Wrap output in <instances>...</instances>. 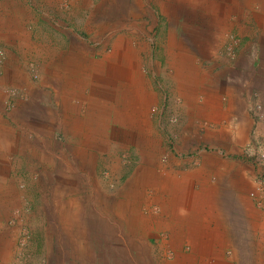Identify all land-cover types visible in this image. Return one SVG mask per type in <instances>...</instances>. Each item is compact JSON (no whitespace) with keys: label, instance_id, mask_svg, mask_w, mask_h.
Instances as JSON below:
<instances>
[{"label":"crops","instance_id":"crops-1","mask_svg":"<svg viewBox=\"0 0 264 264\" xmlns=\"http://www.w3.org/2000/svg\"><path fill=\"white\" fill-rule=\"evenodd\" d=\"M32 1L0 0V264H23L10 262L22 229L7 225L23 216L13 207L26 193L16 175L39 170L52 181L62 178L58 168L84 171L89 157H99L93 166L116 175V185L126 176L123 185L149 188L137 195L158 211L154 237L161 245L167 238L171 251L197 253L182 263H215L221 238L234 242L237 221L260 242L264 103L259 113L253 86L264 83V0ZM32 58L38 63L27 67ZM31 73L45 83L25 84ZM8 83L18 85L11 94ZM4 99L7 107L15 101L7 113ZM220 140L238 158L254 155L256 165L197 146ZM24 159L30 165L22 169ZM63 180L58 191L69 185ZM251 187L253 200L243 194Z\"/></svg>","mask_w":264,"mask_h":264},{"label":"rangeland","instance_id":"rangeland-1","mask_svg":"<svg viewBox=\"0 0 264 264\" xmlns=\"http://www.w3.org/2000/svg\"><path fill=\"white\" fill-rule=\"evenodd\" d=\"M29 2L33 1L29 0ZM171 13L177 15L176 12ZM156 14L158 15V12ZM31 62L38 63L34 58L29 59L27 67ZM29 74H27V78H22L25 84L28 85L29 82L37 85L41 81L45 83L46 77L41 78L38 73L37 75ZM147 74V77H150V73ZM11 84L13 83H8L5 87L7 94H11L13 88L18 87V85ZM155 84L163 87L167 96L170 95L171 91L158 77H156ZM253 91L258 96L255 107L260 105L261 108L256 109L260 113L264 103V83L260 80L257 81L253 86ZM206 92V87L199 90L200 99L205 98ZM16 96V98L20 97ZM2 102L6 113L15 106V101H12L14 104L13 106L11 104L10 107L6 106V99ZM151 113L153 112L151 111ZM15 116L19 119L21 113L18 112ZM259 116L262 118V115L259 114ZM207 125V121L202 122L203 128ZM141 137L143 136L141 135ZM166 141L169 143L171 138L169 137ZM146 142L147 140H140L141 144ZM222 142L220 140L213 145H204V142L198 143L197 146L215 150L221 158L230 163L242 162L241 164H244L249 161L251 165H256L257 161H252L254 155L252 160L247 152L243 154V158L241 156L238 158L235 152L232 154L229 151H224L219 146V143ZM49 143L50 141L46 142V144ZM172 143L171 141V145ZM261 143L264 144V140ZM260 146L264 148V145ZM244 148L246 149L245 146ZM119 156L121 160L127 159V157L123 159V156ZM75 159L77 160L76 157ZM98 159L99 157H89V164L85 165L84 171L63 172L64 170L58 168L60 177L69 183L68 187L60 188L59 191L57 190L58 183L60 182L62 185L64 180L58 176L51 181L45 177L46 175L42 176L39 170L32 173L24 171L20 178L19 174L16 175L17 180L21 179L15 184L17 191L26 193L21 201L18 198V201L13 203V207L20 204L19 212L23 214L22 221L15 218L17 216L13 217L15 215L13 214L7 223L8 226L17 227L18 232L22 229L21 235L18 234L11 245V263H15L14 260H16V263L19 261L23 264H264V236L254 246V243L249 240L254 238L244 236L245 230L239 231L245 226L243 221H237L238 229L232 238L234 242L227 244L224 237L221 238L220 251H215V263H182L186 260L183 259L185 255L195 260L197 253L188 254V251L185 250L171 251L167 238H164V245L163 243L161 245L158 239L161 236L154 237L153 234V214L158 213L156 207L150 202H141L140 200L143 198L137 195L138 190L135 186L123 185L126 176L121 177L120 184L116 185L115 178H113L116 175H110V172L105 173L98 167H94L97 166L95 160ZM27 163L24 159L22 169L26 167ZM29 165L27 166L29 167ZM30 175H32L31 184L29 182ZM26 179L29 186L26 184ZM110 179L112 182H109ZM148 189H142L146 195ZM139 190L138 192L142 191ZM251 190L255 189L251 187L243 193L249 200H253L250 195ZM13 195H15L14 192ZM262 204L259 200L256 206L261 207ZM165 213L169 214L170 211ZM260 238L258 235L256 239ZM3 261L9 260L5 258Z\"/></svg>","mask_w":264,"mask_h":264},{"label":"built area","instance_id":"built-area-1","mask_svg":"<svg viewBox=\"0 0 264 264\" xmlns=\"http://www.w3.org/2000/svg\"><path fill=\"white\" fill-rule=\"evenodd\" d=\"M5 59H6V54H5V51L2 47H0V66H2L5 62ZM11 106V103H8V107ZM256 108L260 109V105H257ZM257 156H258V160L262 163V165H264V148L260 149L257 151ZM251 196L253 195V193H250Z\"/></svg>","mask_w":264,"mask_h":264}]
</instances>
